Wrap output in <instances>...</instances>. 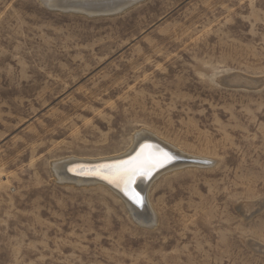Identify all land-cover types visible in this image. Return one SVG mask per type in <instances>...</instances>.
I'll return each mask as SVG.
<instances>
[{
    "label": "rangeland",
    "instance_id": "1",
    "mask_svg": "<svg viewBox=\"0 0 264 264\" xmlns=\"http://www.w3.org/2000/svg\"><path fill=\"white\" fill-rule=\"evenodd\" d=\"M42 1L0 0V264H264V0ZM136 132L209 164L151 184L154 227L54 174Z\"/></svg>",
    "mask_w": 264,
    "mask_h": 264
},
{
    "label": "bare ground",
    "instance_id": "2",
    "mask_svg": "<svg viewBox=\"0 0 264 264\" xmlns=\"http://www.w3.org/2000/svg\"><path fill=\"white\" fill-rule=\"evenodd\" d=\"M44 1L57 7H59V5L60 7H64V5L70 6L74 8L72 9L69 7L74 10L73 13H75V10H78L77 12L80 13L79 11L82 9L77 8L83 7L81 5L83 4L81 0H72L70 2L69 0H58L61 1L58 3H53L52 0ZM229 78L230 80H228ZM245 78L233 77L231 79V76H229L228 78L225 77L224 79L226 80L224 81L223 79L222 82L229 85L233 83V85H235V82L240 83L243 80L241 83L245 82L244 84H246ZM257 84L259 83L257 82ZM136 133L137 134L134 135L135 137L132 140L129 149L125 153L116 157L93 161L66 160L54 164V174L56 175L57 180L61 182L64 181L76 185L99 184L110 189L114 194H117L120 197L125 206L129 209V212L131 213L132 211L134 213V217H132L135 218L136 222L141 225L154 227L156 225V215L147 203V190L151 184L169 167L171 168L166 172L188 166L189 163L197 164V166H204L208 164V162L196 158L194 159L195 161H193V158L185 156L179 150H175L173 146L171 147L170 144H166L149 133ZM164 154H167L171 159L164 160ZM181 159L185 161H182L179 164L175 163ZM161 161H163V163H161ZM76 163L77 165L73 169L67 170L69 165H74ZM130 169H136V175L132 179L131 185H128L127 172ZM136 195L141 198L142 203H136L133 199Z\"/></svg>",
    "mask_w": 264,
    "mask_h": 264
},
{
    "label": "water",
    "instance_id": "3",
    "mask_svg": "<svg viewBox=\"0 0 264 264\" xmlns=\"http://www.w3.org/2000/svg\"><path fill=\"white\" fill-rule=\"evenodd\" d=\"M72 0H69V2ZM83 4H81L83 7L82 9L85 10H96V13H102L103 15L106 14H117L123 11L125 8H128L129 6L139 2L140 0H81ZM81 1H73V2H81ZM53 3H58L61 1L58 0H52ZM51 2V3H52ZM124 3V4H123ZM42 4L46 7H54L49 2L42 1ZM123 4V6L116 7L117 5ZM110 6H114L110 9ZM85 10H83L84 13H87ZM71 12L73 10H70ZM131 215L134 217V213L131 211Z\"/></svg>",
    "mask_w": 264,
    "mask_h": 264
},
{
    "label": "snow or ice",
    "instance_id": "4",
    "mask_svg": "<svg viewBox=\"0 0 264 264\" xmlns=\"http://www.w3.org/2000/svg\"><path fill=\"white\" fill-rule=\"evenodd\" d=\"M169 159H171V157L167 156V154H164V160H169ZM161 163H163V161H161ZM135 175H136V169L128 170V172H127V184L128 185H131L132 179L135 177ZM133 199L138 204L142 203V200L138 195L134 196Z\"/></svg>",
    "mask_w": 264,
    "mask_h": 264
}]
</instances>
